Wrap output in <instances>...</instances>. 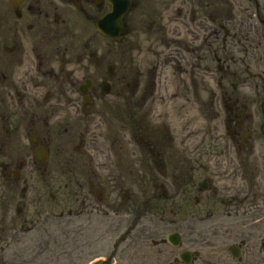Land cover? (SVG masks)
Returning <instances> with one entry per match:
<instances>
[{
	"label": "flooded vegetation",
	"instance_id": "flooded-vegetation-1",
	"mask_svg": "<svg viewBox=\"0 0 264 264\" xmlns=\"http://www.w3.org/2000/svg\"><path fill=\"white\" fill-rule=\"evenodd\" d=\"M40 172L87 258L264 264V0H0V264Z\"/></svg>",
	"mask_w": 264,
	"mask_h": 264
},
{
	"label": "rangeland",
	"instance_id": "rangeland-1",
	"mask_svg": "<svg viewBox=\"0 0 264 264\" xmlns=\"http://www.w3.org/2000/svg\"><path fill=\"white\" fill-rule=\"evenodd\" d=\"M234 1V0H231ZM238 1V0H235ZM255 54L252 53V62H254ZM244 57L245 54L241 53L238 57ZM254 65V63H253ZM256 72L254 66L251 68V73ZM248 77V76H247ZM254 87V86H253ZM257 93L253 88L246 91L247 95ZM33 193L28 198V206L24 210V213L28 215V221L38 224L37 228H34L31 233L21 235L23 239V255L22 260L17 261V264H110L109 259L114 256L112 264H122L121 252L125 248V244L119 247L116 251V243L123 241V234L125 229L120 230L118 233H111L107 229L108 227L103 223L102 232L103 240L97 247V255L91 258H87L88 248L85 247L86 238L94 243V232L90 235L87 233V237L79 235V228L69 229V234L64 231L61 223L64 220L55 219L56 216L61 213H65L64 209L55 208L50 202L49 193V181L42 172L38 173L34 178ZM127 185L126 182L122 183ZM131 185V183L129 182ZM55 185V184H54ZM126 187H130L127 185ZM141 188V187H140ZM53 189H57L54 186ZM137 192L138 188L133 189ZM122 196L123 193H122ZM40 200V201H39ZM20 196L18 193L8 190V187L0 186V220L6 218L7 221L15 219L17 209H21L19 206ZM9 212V213H8ZM7 217H6V216ZM50 216V217H49ZM47 217V218H46ZM106 221V220H104ZM61 222V223H60ZM0 237H2L0 235ZM95 245H92V250ZM14 263V262H13Z\"/></svg>",
	"mask_w": 264,
	"mask_h": 264
},
{
	"label": "water",
	"instance_id": "water-1",
	"mask_svg": "<svg viewBox=\"0 0 264 264\" xmlns=\"http://www.w3.org/2000/svg\"><path fill=\"white\" fill-rule=\"evenodd\" d=\"M112 18H113L112 16H109V18H108L109 20H108L107 22H109ZM170 238H171V237H170Z\"/></svg>",
	"mask_w": 264,
	"mask_h": 264
}]
</instances>
